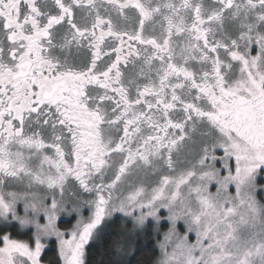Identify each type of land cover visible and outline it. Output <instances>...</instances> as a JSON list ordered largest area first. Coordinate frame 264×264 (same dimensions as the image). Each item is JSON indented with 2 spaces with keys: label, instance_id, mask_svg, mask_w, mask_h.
Masks as SVG:
<instances>
[{
  "label": "snow or ice",
  "instance_id": "1",
  "mask_svg": "<svg viewBox=\"0 0 264 264\" xmlns=\"http://www.w3.org/2000/svg\"><path fill=\"white\" fill-rule=\"evenodd\" d=\"M0 264H264V0H0Z\"/></svg>",
  "mask_w": 264,
  "mask_h": 264
}]
</instances>
